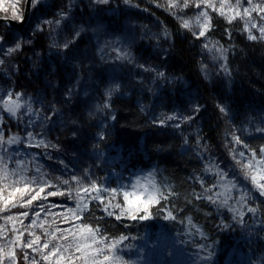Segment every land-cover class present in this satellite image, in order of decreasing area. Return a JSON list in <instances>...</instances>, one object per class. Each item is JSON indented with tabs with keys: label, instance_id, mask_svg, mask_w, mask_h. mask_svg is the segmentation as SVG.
I'll return each instance as SVG.
<instances>
[{
	"label": "rangeland",
	"instance_id": "obj_1",
	"mask_svg": "<svg viewBox=\"0 0 264 264\" xmlns=\"http://www.w3.org/2000/svg\"><path fill=\"white\" fill-rule=\"evenodd\" d=\"M145 2L146 6L138 0H33L25 29L18 31L0 22V174L6 169L20 184L0 183V196L8 200L22 193L51 215L30 217L35 222L16 221L14 213L7 214L10 202H1L0 213L5 218H0V264H16L15 241L25 251L28 264L41 260L44 264H101L107 260L116 264H203V258L188 257L182 251L177 237L163 239L160 248L145 249L138 258H131L120 239L105 237L79 219L72 203L50 198L63 191L86 200L93 197L99 181L96 168L102 159L101 140L115 115L114 97L134 96L155 126L178 127L204 108L197 88L187 79L168 77L164 72L174 34L193 49L215 103L237 125L227 98V49L207 35V10H217L227 22L240 20L250 39L264 38V0ZM26 3L0 0V17L21 21ZM158 10L175 17L176 33L158 18ZM37 31L45 32L47 51L32 49L25 58L19 57L23 45L34 42ZM166 81L181 83V100L175 90L165 91ZM4 123L10 126L8 137ZM236 135L246 144L238 129ZM25 151L27 155L21 156ZM33 174L42 180L33 179ZM144 180L139 179L128 194L126 206L131 212L147 207L152 199ZM44 222L48 225L37 226ZM250 222L247 237L259 227L264 229V224Z\"/></svg>",
	"mask_w": 264,
	"mask_h": 264
},
{
	"label": "trees",
	"instance_id": "obj_2",
	"mask_svg": "<svg viewBox=\"0 0 264 264\" xmlns=\"http://www.w3.org/2000/svg\"><path fill=\"white\" fill-rule=\"evenodd\" d=\"M138 2L146 6L145 0ZM207 11V35L227 49V98L237 125L215 103L193 49L174 34L164 72L168 77L187 79L202 95L204 108L178 127L155 126L134 96L114 97L111 106L115 115L101 140L102 159L96 168L99 181L93 197L86 200L75 192L63 191L50 198L72 203L79 219L91 223L92 229L105 237L120 239L131 258H138L145 249L160 248L163 239L177 237L182 251L188 257L203 258V264H264V229L259 227L246 236L251 220L264 224V38L250 39L240 20L227 22L217 10ZM156 14L176 33L175 17L166 10ZM34 38L28 47L23 45L19 57L25 58L32 49L47 51L45 32L37 31ZM16 83L20 85L19 80ZM170 89L181 100V83L166 81L165 91ZM2 127L8 137L9 124ZM236 129L246 144L237 139ZM26 152L20 155L25 157ZM50 165L55 171L56 165ZM2 172L0 183L20 185L6 169ZM32 177L42 178L36 174ZM142 178L152 199L147 207L131 212L126 199ZM16 193L8 200L0 196V203L10 202L7 214L14 213L16 221L26 218V222H35L30 217L44 215L50 218L49 213L34 206V199ZM25 203L28 207L23 210ZM0 218L4 221L5 217L0 213ZM23 224L27 231V224ZM45 225L48 223L37 224ZM14 254L16 264H28L25 251L16 241Z\"/></svg>",
	"mask_w": 264,
	"mask_h": 264
},
{
	"label": "water",
	"instance_id": "obj_3",
	"mask_svg": "<svg viewBox=\"0 0 264 264\" xmlns=\"http://www.w3.org/2000/svg\"><path fill=\"white\" fill-rule=\"evenodd\" d=\"M26 7H25V16L24 18L17 22L14 18L11 17H0V22L4 23L6 25H9L15 29H17L18 31H22L23 29H25V27L27 26L26 22L28 21L30 15H31V9H32V5H33V0H26Z\"/></svg>",
	"mask_w": 264,
	"mask_h": 264
}]
</instances>
